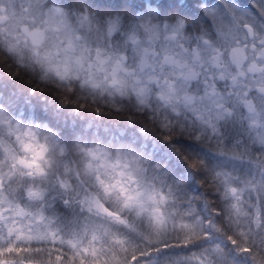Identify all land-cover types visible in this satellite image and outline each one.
Segmentation results:
<instances>
[{"label":"clouds","instance_id":"obj_1","mask_svg":"<svg viewBox=\"0 0 264 264\" xmlns=\"http://www.w3.org/2000/svg\"><path fill=\"white\" fill-rule=\"evenodd\" d=\"M134 2L144 8H129L121 14L124 23L110 31L103 23L90 22L88 0H44L45 9L71 10L82 3L84 20L50 21L42 13L24 22L27 31L17 28L15 35L0 43V62L14 68L10 79L24 74L31 85L28 98L35 100L37 90L49 91L55 98L54 111L64 113L54 122L37 119L35 103L6 99L0 92V234L4 237L0 264H32L29 248L37 242L17 239L29 222L46 226L56 238V247L64 254L52 264H149L153 257L167 264L181 254L191 258L189 264H211L204 250L215 243L211 227L195 239L183 232L160 237L169 222L183 223L187 204L150 146L154 140L179 141L205 156V160L183 159L200 179L201 191L215 188L208 192L215 202L211 211L223 226L227 201L221 199L224 185L219 177L225 172L239 176L244 154L214 151L217 139L201 135V122L220 114L218 123L229 133L224 147L230 150L231 133L239 129L243 137L248 121L255 117L245 101L264 120V73L231 94L223 88L224 95L209 96L204 85L208 58L217 49L228 58L230 44L223 37L237 23L242 31L251 30L264 40V17L233 20L212 14L208 5L222 6L221 0H181L195 9L194 16L165 10L152 0ZM150 7L156 15L148 14ZM180 22L184 35L173 38L170 34ZM146 25L157 27L158 38ZM9 41L18 51L10 50ZM165 53L173 57L171 62ZM142 94L148 105L163 107L168 125L152 119L148 107L139 103ZM41 110L47 115L48 107ZM66 128L73 130L70 138L64 134ZM256 151L264 153V144ZM205 164L212 170L204 171ZM232 183L239 188L238 180ZM196 204L199 209L200 202ZM246 211L247 229L264 237V215L260 214L256 228L255 210ZM243 231L244 226L240 232L225 229L224 246L229 258L248 257L247 264H253L258 249L240 234ZM174 240L179 247L173 246ZM257 264H264V252Z\"/></svg>","mask_w":264,"mask_h":264},{"label":"trees","instance_id":"obj_2","mask_svg":"<svg viewBox=\"0 0 264 264\" xmlns=\"http://www.w3.org/2000/svg\"><path fill=\"white\" fill-rule=\"evenodd\" d=\"M68 3V0H63ZM83 3V0H82ZM81 5L69 10L61 9L66 13L69 20L73 17L77 20L84 19L81 14ZM153 4H162L165 10H180L190 15H195V9L182 4L181 0H152ZM239 0H221V4L211 3L208 5V10L212 14H219L220 16H227L226 8L229 5H237ZM88 7L92 11L90 22L103 23L110 28L113 21L118 22V27L124 20L121 14H126L129 8H144V4L136 3L134 0H88ZM148 14L156 15L154 8H149ZM109 17V19H103ZM155 26L146 25L145 27ZM156 27V26H155ZM116 29V30H117ZM174 29H176L174 27ZM183 31V28L179 29ZM0 43L2 41L0 40ZM14 68L7 66L5 63L0 62V92L5 94L6 99L15 100L17 97L21 99V103H35V116L37 119H48L53 121L55 119H62L63 112L54 111L55 98L52 93L45 91L41 93L37 90L35 100H31L27 96V89L31 87L28 83V78L24 74L17 75L11 78ZM9 93L14 95L9 96ZM141 105H146L149 109L152 119L159 121L162 125L169 124V116L161 106L148 105L147 102H140ZM42 107H48L47 115L41 110ZM6 114V109L4 110ZM115 122L114 117H109ZM249 127L244 131V136L241 137L240 130L237 129L231 133L232 144L230 150L224 147V140L229 137V133L223 131L218 124L216 129L211 127L204 121L201 122V135L206 136L208 139H217L218 147L214 151L224 154L237 155L244 154V170L239 176L230 175L225 172L219 177V182L224 185L221 192V199L227 201L225 205V216L223 226L216 220V213L211 211L212 205L215 203L208 195L209 191L213 189L205 188L201 191L200 179L196 177L191 169L186 168L184 157H196L199 160H205V156L196 151V149L188 144L179 141L164 143L160 140H154L150 146L151 152L155 154L156 158L167 166L168 172L171 174L170 178L173 182V187L177 190L178 195L185 201L187 207L182 214L183 223L179 226L175 222H169L164 231L160 234L161 238L167 239L168 233L179 236L181 232L189 238H198L206 227H211V239L215 241L214 244L206 246L205 253L209 256L211 264H247L248 257L242 260H235L229 258L227 255L228 249L224 246L225 229H231L240 232L242 226L244 231L240 234L244 237L250 238L258 249V256L253 258V264H257L259 253L264 252V237L257 236L254 231L250 232L246 225L247 221L244 217L247 215V209L253 208L256 213L255 226L259 228L260 214L262 206H264V188L261 186L260 178L262 171H264V153L257 152L256 149L263 144L259 137L256 136L254 130ZM66 137L70 138L73 135V130L64 129ZM204 171H211L212 165L205 164ZM239 181V188L234 187L232 181ZM195 180L196 183L191 182ZM189 187L191 191H189ZM199 193V195H197ZM199 201L201 207L198 209L196 202ZM2 241V240H0ZM29 244L36 241L33 248H29L32 255V263L52 264L53 260L60 261L64 254L61 249L56 247V238L51 235H44L40 239L26 240ZM44 243L41 244L40 242ZM76 249L75 243L70 245ZM174 247H179V241H173ZM87 251V249H84ZM55 253L53 256L52 254ZM71 259V257H69ZM190 257L184 254L173 256L167 264H189ZM149 264H161V261L156 257L149 262Z\"/></svg>","mask_w":264,"mask_h":264},{"label":"rangeland","instance_id":"obj_3","mask_svg":"<svg viewBox=\"0 0 264 264\" xmlns=\"http://www.w3.org/2000/svg\"><path fill=\"white\" fill-rule=\"evenodd\" d=\"M235 5L231 4L226 8L227 16L233 20L242 19L246 16L245 13L235 10ZM42 13L50 21L69 20L66 13L61 9H45L44 0H0V40L2 43L7 41L8 36L15 35L17 28L23 27L27 31V25L24 22L34 21ZM146 30L153 37L158 38L159 30L157 27L148 26ZM177 33L184 35L183 31L176 29L170 35L175 38ZM223 38L230 44L228 58H224L223 49L214 50L213 54L208 58L210 70L204 80V85L209 96L220 97L224 95L225 93L221 91L223 88H227V94H231L233 89L238 86L245 87L248 81L259 79L260 74L264 73V40L258 37L256 33L251 30L248 32L242 31L237 23L235 28H230L225 32ZM204 39L206 40L207 38L204 37ZM8 46L11 51H18L16 45L10 41ZM165 57L169 62L173 59L167 53H165ZM217 81H220L219 85ZM225 81L227 83H224ZM140 102H147V96L142 94ZM244 103L249 113H255V117L250 119L248 123L256 133V136L259 137V140L264 144V120L260 119L259 111L255 109L250 101H245ZM220 118L222 116L218 114L217 119L209 118L204 122L216 129ZM260 182L262 188H264V171H262ZM2 220L3 218L0 217V221ZM17 227L22 228L23 226L17 225ZM2 228L3 223H0V229ZM22 232L27 237L24 240L40 239L44 235H51L50 230L46 226H41L39 223L33 224L32 222H29L28 230ZM3 239V235L0 234V240Z\"/></svg>","mask_w":264,"mask_h":264},{"label":"snow or ice","instance_id":"obj_4","mask_svg":"<svg viewBox=\"0 0 264 264\" xmlns=\"http://www.w3.org/2000/svg\"><path fill=\"white\" fill-rule=\"evenodd\" d=\"M235 10L242 11L246 16L250 17H264V0H239V3L234 6ZM58 13V10H57ZM118 27V22L113 21L110 24V31H115ZM176 30L183 28V23L180 22L175 26ZM261 215H264V208L261 209ZM17 239H27L26 236L23 235V232L20 231L17 235ZM235 243V241H232ZM11 249H9L10 251ZM135 260V257H133Z\"/></svg>","mask_w":264,"mask_h":264},{"label":"water","instance_id":"obj_5","mask_svg":"<svg viewBox=\"0 0 264 264\" xmlns=\"http://www.w3.org/2000/svg\"><path fill=\"white\" fill-rule=\"evenodd\" d=\"M32 264H40V263H32Z\"/></svg>","mask_w":264,"mask_h":264}]
</instances>
